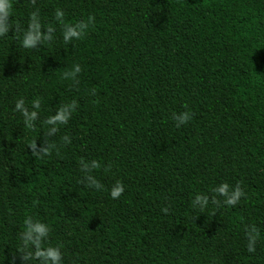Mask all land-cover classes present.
I'll list each match as a JSON object with an SVG mask.
<instances>
[{"label": "trees", "instance_id": "16d2710c", "mask_svg": "<svg viewBox=\"0 0 264 264\" xmlns=\"http://www.w3.org/2000/svg\"><path fill=\"white\" fill-rule=\"evenodd\" d=\"M33 13L51 39L24 48ZM4 22L0 264H40L29 218L61 264H264V0H12ZM77 23L83 36L65 42ZM221 183L244 195L225 204Z\"/></svg>", "mask_w": 264, "mask_h": 264}, {"label": "clouds", "instance_id": "9594fccd", "mask_svg": "<svg viewBox=\"0 0 264 264\" xmlns=\"http://www.w3.org/2000/svg\"><path fill=\"white\" fill-rule=\"evenodd\" d=\"M12 8V0H0V18L6 20L9 16ZM55 19L63 23V12L57 9L55 14ZM9 25L4 22L0 23V36L5 35L9 30ZM87 25L84 23H77L76 25L65 24L62 32L63 40L68 42L72 39H80ZM52 32V29L49 28L47 33L41 32V25L39 23L38 14L33 13L30 22L28 25V29L24 33V38L22 41V46L24 48H32L35 47L42 40H49L51 36L49 33ZM76 71L79 72L80 69L77 66ZM32 107L34 109H38L40 107L39 100H34L32 102ZM72 108L74 105H68L61 107L55 115L48 118L46 123L50 125L49 135L54 134L57 131L56 125L57 123H66L70 117ZM15 110L21 112L24 117V123L26 126L31 127L32 122L37 118V112L32 111L29 112L25 107V103L23 99H19L16 101ZM176 127H180L181 125L187 124L191 120V114L188 112H182L175 117ZM67 142V137L64 138ZM36 149V148H35ZM37 154L43 152L46 154V148L42 145L39 150H35ZM99 165L96 161H92L91 165L84 164L83 170L88 171L90 168H96ZM85 179L88 181L89 187H94L96 189H100L102 185L96 181L91 176H86ZM124 191V187L121 182L117 181L112 189L110 190V195L113 199L119 198V196ZM216 194L225 197L224 203L227 205H234L240 199L244 193L240 189L239 186L235 187L231 191H229V185L226 183H221L218 187L213 190ZM214 199V198H213ZM208 203L207 196L197 195L193 201V205H199L200 207L206 206ZM163 211H167V209H163ZM26 230L22 234V240L25 246L31 244L35 247L34 253H30L29 255L34 256L40 261V264H61L62 255L59 247H47L41 248V242L46 240L49 233V226L40 221H33L32 219L25 220ZM254 237L249 236V245L248 250L253 251ZM27 258V257H25Z\"/></svg>", "mask_w": 264, "mask_h": 264}]
</instances>
